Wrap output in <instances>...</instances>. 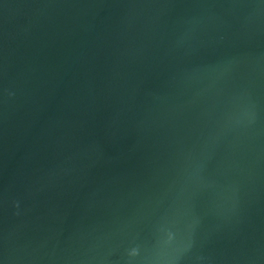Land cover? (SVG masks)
Returning a JSON list of instances; mask_svg holds the SVG:
<instances>
[{
  "label": "water",
  "instance_id": "1",
  "mask_svg": "<svg viewBox=\"0 0 264 264\" xmlns=\"http://www.w3.org/2000/svg\"><path fill=\"white\" fill-rule=\"evenodd\" d=\"M0 264H264V0H0Z\"/></svg>",
  "mask_w": 264,
  "mask_h": 264
}]
</instances>
